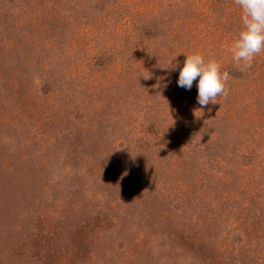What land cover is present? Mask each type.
Segmentation results:
<instances>
[{
  "label": "rangeland",
  "instance_id": "374dc122",
  "mask_svg": "<svg viewBox=\"0 0 264 264\" xmlns=\"http://www.w3.org/2000/svg\"><path fill=\"white\" fill-rule=\"evenodd\" d=\"M242 27L236 0H0V264H264ZM196 52L216 104L177 85Z\"/></svg>",
  "mask_w": 264,
  "mask_h": 264
},
{
  "label": "clouds",
  "instance_id": "9594fccd",
  "mask_svg": "<svg viewBox=\"0 0 264 264\" xmlns=\"http://www.w3.org/2000/svg\"><path fill=\"white\" fill-rule=\"evenodd\" d=\"M236 4L242 10L243 27L232 44V52L237 62L251 64L254 57L264 51V0H236ZM197 78V103L201 107L216 104L217 97L226 95L229 73L222 72L214 59L206 60L198 52L186 54L177 85L191 90Z\"/></svg>",
  "mask_w": 264,
  "mask_h": 264
}]
</instances>
